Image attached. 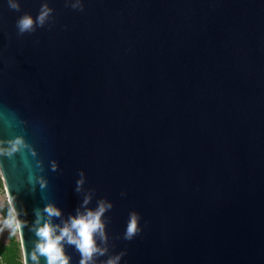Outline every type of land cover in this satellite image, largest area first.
<instances>
[{
	"label": "water",
	"instance_id": "obj_1",
	"mask_svg": "<svg viewBox=\"0 0 264 264\" xmlns=\"http://www.w3.org/2000/svg\"><path fill=\"white\" fill-rule=\"evenodd\" d=\"M0 180L22 264H264V0H0Z\"/></svg>",
	"mask_w": 264,
	"mask_h": 264
},
{
	"label": "clouds",
	"instance_id": "obj_2",
	"mask_svg": "<svg viewBox=\"0 0 264 264\" xmlns=\"http://www.w3.org/2000/svg\"><path fill=\"white\" fill-rule=\"evenodd\" d=\"M13 7H16L13 5ZM48 9L45 8L40 16L38 17L39 22L42 24L45 16L47 15ZM33 25V21L29 16H24L19 22L18 26L21 32L26 30H31ZM78 184L81 181L77 182ZM87 202V201H85ZM110 207V205H105L101 203L97 211L92 212L88 211L85 215L79 216L71 221V228L76 230V237H73L69 228L65 227L62 229L60 236H56L53 238L52 236V228L45 224L42 228H40L37 232V235L43 238L44 243L37 245L38 251L41 254H45L48 257V264H67L66 259L63 258L61 248L59 247V241L62 237L67 236L68 241L70 243H75L77 248L80 250L83 259L81 260V264H87V261L92 259L94 253H99L103 255L102 249H98L95 245V241L93 239L94 233L97 231L103 232V224L100 220L101 215L104 213L105 208ZM49 215H59L58 210L49 206L45 209ZM138 217L136 214H132L130 221L127 225V231L125 233L126 239H131L138 231L137 227ZM22 226V222L17 219V213L15 212L9 196H7V215L2 221V226H0V232H2L5 228H11L13 230H18L20 233ZM21 250L23 252V246L20 243ZM35 260V256L32 257ZM119 257L115 259H109L107 264H116V261ZM24 264H27L26 258L24 256Z\"/></svg>",
	"mask_w": 264,
	"mask_h": 264
},
{
	"label": "trees",
	"instance_id": "obj_3",
	"mask_svg": "<svg viewBox=\"0 0 264 264\" xmlns=\"http://www.w3.org/2000/svg\"><path fill=\"white\" fill-rule=\"evenodd\" d=\"M0 186H2L1 180ZM0 210L3 216L7 215V201L3 202ZM19 253V242L10 236L6 244L0 243V264H22Z\"/></svg>",
	"mask_w": 264,
	"mask_h": 264
},
{
	"label": "rangeland",
	"instance_id": "obj_4",
	"mask_svg": "<svg viewBox=\"0 0 264 264\" xmlns=\"http://www.w3.org/2000/svg\"><path fill=\"white\" fill-rule=\"evenodd\" d=\"M1 184H2V182H1ZM0 189H1V192H2V198L4 199V201H6V195H5L3 186H0ZM1 208H2V206H1ZM3 217L5 218L6 216H3ZM0 226H2V224H0ZM10 236H13L14 239L18 241L17 230H13L11 228H5L2 232H0V243L6 244L8 242V239H9ZM19 254H20V257H21V252ZM20 260L22 261V257H21Z\"/></svg>",
	"mask_w": 264,
	"mask_h": 264
},
{
	"label": "crops",
	"instance_id": "obj_5",
	"mask_svg": "<svg viewBox=\"0 0 264 264\" xmlns=\"http://www.w3.org/2000/svg\"><path fill=\"white\" fill-rule=\"evenodd\" d=\"M3 202H4V199L2 198V192H1V189H0V208H1L2 204H3ZM3 219H4V217H3L2 213H1V210H0V224H2Z\"/></svg>",
	"mask_w": 264,
	"mask_h": 264
}]
</instances>
